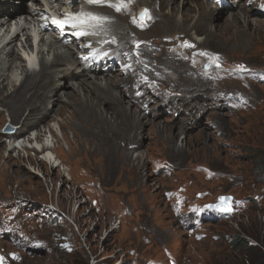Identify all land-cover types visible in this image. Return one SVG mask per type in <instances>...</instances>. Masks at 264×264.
Wrapping results in <instances>:
<instances>
[{"label":"rangeland","instance_id":"374dc122","mask_svg":"<svg viewBox=\"0 0 264 264\" xmlns=\"http://www.w3.org/2000/svg\"><path fill=\"white\" fill-rule=\"evenodd\" d=\"M203 1L211 3V0ZM29 4L30 2L28 1L27 5L29 6ZM242 4H244V2ZM166 10L165 13L168 14L171 7H167ZM192 12H194L193 8L189 7L188 12L182 13L181 10L179 11V15L185 17L189 15L193 17L194 15L191 14ZM228 14L229 13H223V17L216 20L218 25L221 24L219 30L212 27L215 28L216 31H214V33H218L217 35L214 36L209 31L211 33V38L207 33H202L203 39L205 40L206 38L207 44L205 45L211 46L213 45V42H217L213 45V48L225 52L231 60H244L253 65H264V43H255V40H252V47L249 48H232L230 46L233 44L231 39L234 37L232 32H226V27L229 26L226 24V17ZM253 15L254 13L251 12L250 16L252 21L255 19V27L264 34V22H261L263 25L260 24V21H258L260 17ZM213 16L216 17V13ZM233 23L238 27L235 28L234 31L236 29H243L242 25L237 24L236 22ZM15 28H13L14 31ZM174 29L175 28L169 27L166 28L165 32L156 34L158 31L156 25L150 34L154 33V35H163ZM4 30L5 29L0 32L1 37ZM21 38L22 34L20 35V40ZM49 38L50 36H47L48 40ZM258 40H261V38H258ZM20 43L21 42L19 41L18 45L21 49L20 53L24 54L22 52L24 48ZM179 44L180 46H184L185 43L179 42ZM2 46L3 43L0 44V48ZM21 71L22 69L15 70L18 80H22L23 78V74H20ZM185 82L187 86L186 79ZM170 83L174 84L175 82L171 81ZM257 88H260V86L258 85ZM189 92L191 91L180 92L181 95L185 96V103L189 100ZM254 95L259 100V107L257 110L253 112L243 110L229 111L227 108L223 107L212 109L210 110L208 117H202V122L199 123L200 126L189 132H186V129L189 127L188 124H178L175 129L170 127V135L168 136L167 133L158 134L155 131L156 127L151 129L150 124H147L141 142V144L143 143V148L142 151L139 152L141 153V156H143V163H145L143 172L146 177L144 178L136 176L135 172L124 167L121 159H119L120 154L118 150L115 151L117 156V166L115 165V168H113V161H110V153L108 154V152L104 151L94 152L93 143L92 151L90 153H84L80 148L75 149L74 143H79L80 140V142H82L83 139L80 138L81 136H77L74 132L77 131V129L65 127L59 123L63 118H70L66 109L63 108L65 113L61 109H58L59 111L55 112V118L52 120L54 122H50V128H52V131L55 133L52 132L51 136L49 133V125L42 126L44 134L46 133L45 142H50V138L54 141V137L58 139L59 146L63 153H65L63 156L68 158L66 160L72 161L71 164L67 161L64 162V164L66 163L65 166L69 170H73L74 177L87 172L88 177L91 175L94 179L98 180L96 197L99 200V207H95L89 197L81 196L80 190L71 185L72 182L68 177L65 166H61L60 168L55 167L56 170H54V173H62L64 179V181L60 180L57 183V191L60 190V197L67 201L66 208L70 211L72 217L76 216L75 220L79 223L77 228L74 225H71L76 234V250L70 254L62 251L52 252L47 249L48 246H44V244L47 240H52V233L55 231V227H53V230L50 233L45 231L38 233L40 235L38 241H42V244L44 243L43 246L39 244L32 251H22V254H26L22 257L24 260L23 263L85 264L83 257L87 255L91 256L89 253L93 251L99 255V258H103V256L116 254V250L120 248H123V250L119 253L123 252L125 258H130L131 254L128 253V250L134 248L137 250L138 259L140 261H145L150 257H158L165 260V248L168 247L178 256L182 264H187L190 261H199L201 264H240L244 255L241 258L240 255L242 251L239 252V250H234L229 246L231 242L228 241V238L231 234L237 236L245 235L250 238L252 243L260 242L264 239L263 210L261 212L255 211L254 208H251L249 210L250 213L245 215L237 223L221 222L215 225H208L209 233H211V235L204 238L202 241H196L194 237L188 235L186 231L180 227L179 222L172 214L171 206L166 203L164 195L176 200L177 212L180 211L179 198L171 192L164 193V190L175 188L180 183H187L188 193L193 196L197 189H209L214 195L219 192H234L239 195H248L252 191H256L254 183L261 180L264 175L262 167V164H264L262 162L264 158V155H262L264 152V91L258 94L255 93ZM213 99L214 97L204 100L202 105L195 103L197 106L196 108L199 111V107L203 106V109L205 110L207 106L205 103L211 102L215 105L216 103ZM32 104H34V102ZM221 105L222 103H220V106ZM131 108H133L135 112H138L134 107H130V109ZM25 109L26 107L22 108L19 112L14 113L16 114L15 116L17 118L20 117L23 113L21 111H24ZM164 110L165 108L162 106L159 109V112L164 113ZM138 113L141 114V116H145L140 112ZM160 115L162 116V114ZM184 116L185 115L181 117ZM11 117L16 118L10 113V111L8 112L7 109L0 106V118L5 120H3L4 122L0 120V132L2 136L3 128L6 124H11L15 127L17 125L10 121ZM181 117L176 118V121H179ZM170 118V115L166 113L162 116V122L153 125L157 127L172 125L169 121H165ZM184 118L186 120L188 119L187 116ZM146 120L151 121V118H146ZM207 120L221 124L223 131L222 137L217 136L213 132L214 127L211 128ZM126 122H128L127 119L120 120L119 124L120 126L129 129V135L125 137L128 139L130 135L134 134V132L130 130L129 124ZM173 123H175V121ZM181 126L184 127V134L183 130H181ZM19 129V126H17L14 133H18ZM141 131L142 129L140 132ZM6 136L2 137V139L6 140L5 142L0 141L7 144L5 154L6 156L8 155L11 157V163L7 164V161L0 160V196H4L10 200H16L21 197L31 201L30 203L39 201L41 203L50 202L52 198L49 188L50 183L48 182L51 178L46 179L37 174L44 171L47 172L45 175L52 176L53 171H48L49 166L44 162H41L38 155H34L32 150L27 151L28 147L21 151L20 149H16L17 151H9L8 145L10 144V140L8 139V134ZM33 136L34 133L30 135L29 138ZM122 139L123 137L117 139L118 143H120ZM167 141H176V144L171 145ZM223 142H230L231 149L227 150L226 148H223L225 147L222 145ZM52 151L54 154H57L54 150ZM171 151L175 154H172ZM58 153H60V151H58ZM137 155L138 153H135L134 157ZM147 156L171 159L176 162L178 170L172 175L159 174L154 170V166L151 163L149 164V160L145 159ZM121 158H123L122 154ZM139 161L142 163L141 160ZM152 161L156 166L155 161ZM38 164H41L42 170H40V166L39 169H37L36 166ZM201 164L210 166L218 172V175L211 180H206L204 174L199 172L198 166ZM22 167L26 169L29 178L24 174ZM50 168L53 170L52 166H50ZM53 178L56 183L58 176H54ZM233 178H235V180H233ZM30 179L32 182H30ZM153 180L155 181L153 182ZM150 184L152 185L151 188ZM155 188H157V190H155ZM72 194L76 195L77 201L80 205L72 204L71 207H69L68 200ZM263 202L264 201H262L260 205H262ZM120 203L130 205L134 208L136 215L148 223H150L151 219L155 216L159 226H164L167 230L161 231L160 229H157L153 233L154 242L153 245H151L145 242L143 239V233H141L142 239H137L136 234L133 232V227L134 224H136V221L130 218L128 221V227L124 231L119 230L106 236V230L109 227V220H111L120 210L122 206ZM53 207L54 205L52 204L51 208ZM58 220L59 219L56 221ZM71 221H73L72 218ZM70 230L72 231V229ZM216 233L225 235L221 240L216 241L212 236V234ZM146 234L148 233L146 232ZM2 242L5 244L9 243L5 240ZM84 243H87V248H89V250L84 247ZM118 257L119 256L112 258L108 263L112 264ZM120 261L123 262L124 259ZM117 262H119V260ZM98 264H107V262L101 261Z\"/></svg>","mask_w":264,"mask_h":264},{"label":"bare ground","instance_id":"6f19581e","mask_svg":"<svg viewBox=\"0 0 264 264\" xmlns=\"http://www.w3.org/2000/svg\"><path fill=\"white\" fill-rule=\"evenodd\" d=\"M28 1L33 3L35 6L34 15L39 16L38 12L39 10H42L44 6L40 0H0V32L5 29L2 37L0 36V44L3 43V46L0 48V106H2L4 109H7L8 112L10 111L14 117H16V114L14 113H17L22 108L26 107L24 111H21L23 113L20 117H11L10 121L15 125L17 124L16 126H19L20 129L18 133L8 136V138H10V144L12 143L11 136L21 135L23 137L26 133H28L30 130L32 131L33 129L38 130L35 141L43 143L45 141L46 133L44 134L42 126L49 125L50 128V122L55 118V112H58V109H61L65 113L63 108L66 109L70 119H64L62 117L63 119H59V123L65 127L77 129V131H75L76 134L79 133L80 126L84 131H87V134L92 133L97 136L102 135V131L99 129L104 131L105 128L111 130V132L114 131L116 133H125L126 129L124 126H120L119 121L127 119L128 122L126 123L129 124L130 130L134 132V134L130 135L128 139L136 137L138 130L140 139L143 140V133L146 130L147 124H150L151 129L156 127L155 131L158 134L167 133L168 136L170 135V127L175 129L178 123L175 122L173 124L176 125H169L166 127H157L153 125L156 123L146 120L147 116L143 113L142 109L139 108L141 103H148V99L149 101H153V97L145 98V93L142 97L133 96L128 100L125 98L124 88L129 87L134 81L133 76L125 77L122 76V73L120 72L113 73L112 71L91 72L87 70L85 66H82L81 62L76 57V52L73 49L64 50L62 48L63 45L60 44H63V42L61 40L49 39L50 41H47L44 39V44H40L39 42V45H37L36 48L39 52V55L42 53V55H40V70L29 71L28 65L30 63L27 62L26 58L29 60L31 59L29 50L33 47L32 35L30 32L33 22L38 21L39 18L35 17L34 15L23 17L25 14L32 11L30 4L29 6L27 5ZM142 1H146L144 3H148V5H150L149 0ZM154 1L155 0H153L152 3L157 5V1ZM160 1L166 8L171 6V10L168 14L165 13L166 11L163 13L157 11V16H161L165 19L162 22L156 24L158 27L156 34L165 32L166 28L169 27L175 28L177 31L183 30L185 32L195 30V40H199L198 36L202 37L203 39L202 33H207L209 36L211 33L214 36L218 34L214 33V31H216L215 28L219 30L221 24L218 25L216 20L223 17V14H221L222 12H219L216 17L213 16L220 8L218 4L215 3L216 5L212 6V3L203 0ZM232 3V6L229 7L230 13L226 17V24L229 25L226 27V32H232L234 37L231 39L233 44L230 46L232 48H249L252 47V40H255V43H264V34L255 27V23L252 21L250 16L251 12H259L256 7H248L242 4L243 1L239 2V0H233ZM189 7H192L193 11L195 12L191 13L194 15L193 17L189 15H187L188 17L179 15V11L181 10L182 13L188 12ZM53 18H62V12H58ZM17 19H19L20 22ZM14 20L15 23L13 22ZM21 20H23V22ZM233 22L242 25L243 29L240 27L241 30L236 29L234 31V29L238 27H236ZM259 23L262 24L261 22ZM41 25H43L42 19ZM13 28H15V31ZM129 29H132L131 23H129V27L127 28V35ZM119 30V33L124 32L122 29ZM190 33H192V31ZM21 34L22 38L20 40ZM149 35L153 36L154 33ZM258 38H261V40H258ZM138 39L145 40L146 38L140 37ZM19 41L25 50L24 54L20 53L21 49L18 45ZM174 42H176V44L183 42L185 43V46L189 40L184 36H180L173 40L163 41L161 44L164 48L169 49L171 44ZM203 42L204 44H207L206 38L205 40L203 39ZM199 47L206 48L203 45H199ZM143 50L148 53L145 47ZM165 55H168V53L156 57H145H147L148 60L152 62V65H155L159 62L166 66L176 65L177 68L181 67L180 65H184L182 62H180L181 64H177V61L166 58L164 57ZM142 67H144V65H139L137 69ZM17 69H22L23 71L20 73L23 74L22 80H18V77L15 74V70ZM152 72L147 70L149 75L155 77L154 73ZM181 72H185L184 67L181 68ZM185 79L187 81V89L183 91L191 92H189V100L184 106L186 111L183 108L181 111V116L186 115L188 119L197 118L200 110L204 109L203 106H200L198 111L195 103L202 105L204 100L214 97L217 88H214L211 83L205 81L200 75L197 77L186 75ZM136 91L137 90H129V92L132 94L136 93ZM173 92L177 95H180V92H182L181 85L176 86ZM181 97L183 100L182 102L185 104V96L181 95ZM33 102L34 104H32ZM209 104L215 106L213 102L205 103V105ZM132 105L135 106V109L137 107L138 109L136 110L145 116H141V114L135 112L133 108L130 109ZM162 106L164 108L167 106L179 107V102H177L175 99L169 101L162 100L159 109ZM258 107L259 106H257L256 109H258ZM159 109L155 111L154 115L161 116L160 114L162 113L159 112ZM0 120L3 121L4 119L0 118ZM141 129L142 131L140 132ZM181 130H183L184 133L185 130L183 126H181ZM52 132L54 131H52V128H50L49 133L51 134ZM105 135L107 136V132ZM3 136L0 132V140L5 142L6 140L2 139ZM80 138H82L83 141L80 142V140L79 143L75 142V149L80 148L85 152L92 151V143L94 145V150L106 148V144L104 142L97 140L90 141L83 135H81ZM1 141L0 160L7 161V164H10L11 157L8 155L6 156L5 154L7 144L5 143V145L4 142L2 143ZM168 143L175 145L176 141ZM19 144L22 145L23 142L20 141ZM44 147L47 149V153L49 154L51 150L48 149V141L42 144L41 148ZM54 150L60 151L61 155H65L60 146ZM121 154L124 160H132L130 164V168L132 169L129 170L135 172L136 176L140 178L146 177L144 176L143 172L145 164L139 163L138 161L141 160L143 162V156L138 154L139 157L133 158L132 153L127 154L122 152ZM47 159H49L50 163H53L51 162L52 156H48ZM110 161H114L113 155H111ZM38 166L41 167V164H38ZM112 167L115 168L114 166ZM22 169L24 174L27 176L26 169L24 167H22ZM27 177L29 178V176ZM30 182H32L31 179ZM151 187L152 185L150 184V188ZM177 218L178 216H175V219ZM10 254V251L6 252L4 257L9 259L11 262ZM23 261L24 260L21 258V262ZM121 263L122 261L119 260V262H115L114 264Z\"/></svg>","mask_w":264,"mask_h":264},{"label":"clouds","instance_id":"9594fccd","mask_svg":"<svg viewBox=\"0 0 264 264\" xmlns=\"http://www.w3.org/2000/svg\"><path fill=\"white\" fill-rule=\"evenodd\" d=\"M258 105L252 106L247 101H244L239 104H236L234 108L238 110L253 112L257 110L256 107ZM172 125H176V124H172ZM189 131H191V129H186V132H189ZM222 132L223 131H221V133ZM222 145H224L225 147L228 145L229 146L228 150L231 149L230 142L222 143ZM262 155H264V153H262ZM262 162L264 163V158ZM198 168H199V172H202L204 174V178L206 180H211L215 176L218 175V172L212 169L208 165L201 164L198 166ZM177 170L178 168L175 170H169L166 172L159 171L160 172L159 174L172 175L173 173H176ZM263 172H264V168H263ZM47 178H51V176ZM233 180H235V178H233ZM154 181L155 180H153V182ZM254 184L256 186V191H252L248 195H239L234 192H219L214 195V193L209 189H197L194 192V196H193L188 193L187 183H180L175 188L165 189L164 193L171 192L179 198V202H180L179 212H183V213L178 214V215H176L174 211V209L175 210L177 209L176 200L171 197H166L165 195H164V199L166 200V203L171 206V211H172L173 216L174 217L178 216L176 220L179 222L180 227L184 231H186L188 235H190L191 237H194L196 241H202L204 238L211 235V233H209L208 225H215L221 222L237 223L245 215L250 213L249 210L251 208H254L255 211H261V212L262 210L264 211V202L262 205H260V203L264 201V175L262 176L261 180L256 181ZM155 190H157V188H155ZM256 195H260V197L256 199L255 198ZM85 197H89L90 201L94 203V206L99 207V203L95 204V199L97 198L96 194L85 196ZM220 197H228L230 199L225 204L224 202L220 201ZM69 202L71 205L72 204L80 205L79 202L77 201V198L75 200H69ZM237 202H240L241 204L236 205ZM120 205H122L120 210L116 213L114 217H112L111 220H109V227L106 230L107 231L106 236H108L112 232H117L119 230L124 231L128 227V221L130 220V218L136 221V224H134V227H133V232L136 234L137 239L141 240L142 239L141 233H143V239L145 240V242L151 245H153V242H154L153 233L157 229H160L161 231L167 230L166 227L159 226L155 216L151 219L150 223H148L147 221H143L140 217H138L134 211V208H132L130 205H123L122 203H120ZM217 205H220V207H216ZM245 205H247V207H245ZM221 207L233 208L232 209L233 212L228 214V212L226 211H221ZM52 230H53V227H49L48 225H45L43 228L39 229L36 232V235L39 237L40 236L38 234L39 232L45 231L47 233H50L52 232ZM68 232L72 233L73 239L71 240H73L74 244H72L69 249H66L63 247L61 249L56 244L53 247V252L62 251V252H67V253L72 254L76 250V242H77L76 234L75 232H72L70 229L68 230ZM146 232L148 234H146ZM57 233H58L57 229L55 228V231L52 233V237L57 235ZM224 235L225 234L222 235L219 233L212 234L213 239L216 241L221 240ZM228 241L231 242L229 246L232 249L239 250V252L242 251L240 255L242 258L244 253H246L245 249L247 248V246H260L261 247L260 242H264V239H262L260 242L252 243V241L250 240L248 236H245V235L237 236V235L231 234L228 238ZM5 247L7 249H12V245L10 242L8 244H5ZM84 247L87 248V243H84ZM87 249L89 250V248ZM122 250L123 248L117 249L116 254L110 255V256H103V258H99V255H97V253L93 251L89 253L91 256L89 255L84 256L83 260L85 264H98L101 261H105L107 262V264H109L108 262L111 261L112 258L119 256L112 264L122 259H124V261L121 264H125V263H128V264H171L170 260L173 261L174 264H182L178 256L168 247L165 248V251H166L165 260L158 258V257H150L146 259L145 261H140L138 259L137 250L134 248H131L128 250V253L131 254L130 258H125V254L123 252L119 253ZM187 264H201V262L190 261Z\"/></svg>","mask_w":264,"mask_h":264},{"label":"snow or ice","instance_id":"6c2138e0","mask_svg":"<svg viewBox=\"0 0 264 264\" xmlns=\"http://www.w3.org/2000/svg\"><path fill=\"white\" fill-rule=\"evenodd\" d=\"M88 4H98V5H107L114 8L117 12L121 11L124 4V0H120L118 3H112L111 0H86ZM146 14V10H145ZM105 17L97 16L90 12L81 11L79 13L66 12L63 14V18H53L52 24L56 25L62 31L66 28L72 30V34L77 37L94 35V32L89 31L90 28H93L96 24H100ZM230 198L220 197V201L225 204ZM216 207H220L217 205ZM221 211H231L230 207H221ZM0 264H4V258L0 257Z\"/></svg>","mask_w":264,"mask_h":264},{"label":"trees","instance_id":"16d2710c","mask_svg":"<svg viewBox=\"0 0 264 264\" xmlns=\"http://www.w3.org/2000/svg\"><path fill=\"white\" fill-rule=\"evenodd\" d=\"M264 153V152H263ZM264 168V164H262ZM260 246H247L244 257L240 264H264V242ZM247 244V243H246Z\"/></svg>","mask_w":264,"mask_h":264},{"label":"water","instance_id":"95a60500","mask_svg":"<svg viewBox=\"0 0 264 264\" xmlns=\"http://www.w3.org/2000/svg\"><path fill=\"white\" fill-rule=\"evenodd\" d=\"M11 129H12V127L8 126V124H7L6 130H3V131H5L4 133H7L8 131L10 132Z\"/></svg>","mask_w":264,"mask_h":264}]
</instances>
